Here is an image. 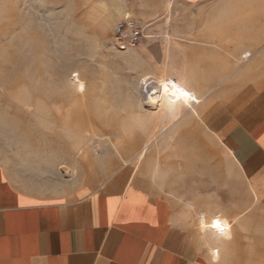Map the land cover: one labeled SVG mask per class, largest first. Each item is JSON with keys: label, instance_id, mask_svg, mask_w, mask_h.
Masks as SVG:
<instances>
[{"label": "rangeland", "instance_id": "374dc122", "mask_svg": "<svg viewBox=\"0 0 264 264\" xmlns=\"http://www.w3.org/2000/svg\"><path fill=\"white\" fill-rule=\"evenodd\" d=\"M143 1L159 12L143 17ZM227 4L217 12L172 0H0V159L87 189L122 167L140 170L188 214L209 264H264V206L203 115L217 116L218 103L194 95L159 107L149 83L174 80L169 26H190L183 15L230 16ZM125 13L149 24V36L121 49L112 30Z\"/></svg>", "mask_w": 264, "mask_h": 264}, {"label": "crops", "instance_id": "0c3cea01", "mask_svg": "<svg viewBox=\"0 0 264 264\" xmlns=\"http://www.w3.org/2000/svg\"><path fill=\"white\" fill-rule=\"evenodd\" d=\"M172 1L199 11L228 5ZM230 1V16L183 15L190 26H169L168 77L193 91L198 104L218 103L217 116L204 118L264 206V0ZM141 5L145 18L159 12L156 2ZM138 171L122 167L87 189L0 159V264H209L188 214Z\"/></svg>", "mask_w": 264, "mask_h": 264}, {"label": "built area", "instance_id": "2783aa9c", "mask_svg": "<svg viewBox=\"0 0 264 264\" xmlns=\"http://www.w3.org/2000/svg\"><path fill=\"white\" fill-rule=\"evenodd\" d=\"M148 26L133 14L125 13L113 26V41L121 49L142 44L149 36Z\"/></svg>", "mask_w": 264, "mask_h": 264}, {"label": "bare ground", "instance_id": "6f19581e", "mask_svg": "<svg viewBox=\"0 0 264 264\" xmlns=\"http://www.w3.org/2000/svg\"><path fill=\"white\" fill-rule=\"evenodd\" d=\"M146 80V79H144ZM155 83L154 87L155 90L154 92L156 93L155 96H152V101L154 102V105H158L159 107H161L166 100H171L172 101V105L176 106L177 108L180 106L179 104H181L184 100H188L190 98V100L192 99V97L194 98V92L189 91L186 87H184L182 84L175 82L174 80H169V81H159L158 79H153L150 80L149 83ZM163 83H167L169 85V92L165 93L164 91H162L160 89V85ZM172 85H175V87H172ZM150 87V86H148ZM152 89V88H151ZM150 91V90H149ZM153 91V90H152ZM175 92L176 95L175 97H173L171 94ZM183 92H187L188 95L184 96ZM152 94V93H151ZM148 102V101H147ZM150 102V101H149ZM151 103V102H150ZM169 103V102H168ZM152 104V103H151ZM166 104V103H165ZM165 106V105H164ZM156 107V106H155ZM179 111H181L180 109H178ZM164 114V113H163ZM151 139V138H150ZM148 141V140H147ZM152 140L148 141L144 146L143 149L140 153V157L144 155V152L147 149V146L150 144Z\"/></svg>", "mask_w": 264, "mask_h": 264}, {"label": "snow or ice", "instance_id": "6c2138e0", "mask_svg": "<svg viewBox=\"0 0 264 264\" xmlns=\"http://www.w3.org/2000/svg\"><path fill=\"white\" fill-rule=\"evenodd\" d=\"M172 87H175V85H172ZM160 89L162 91H164L165 93H168L169 92V85L167 83H163V84L160 85ZM171 95L173 97H175L176 93L173 92ZM183 95L184 96H187L188 93L187 92H183ZM214 226L217 227V228H219L220 227V222L219 221H216L215 224H214Z\"/></svg>", "mask_w": 264, "mask_h": 264}]
</instances>
